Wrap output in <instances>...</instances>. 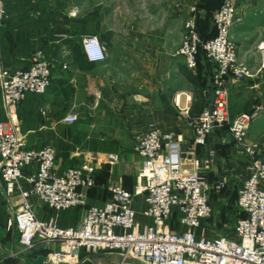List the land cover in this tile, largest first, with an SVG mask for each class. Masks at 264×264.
<instances>
[{"label": "built area", "instance_id": "built-area-1", "mask_svg": "<svg viewBox=\"0 0 264 264\" xmlns=\"http://www.w3.org/2000/svg\"><path fill=\"white\" fill-rule=\"evenodd\" d=\"M190 10L178 54L190 69H196L199 48L203 46L207 58L215 64L210 89L214 87L216 93L213 111L207 106L190 121L195 132L194 146L206 145L212 132L229 124L239 152L248 158L247 175L238 188L237 206L242 215L236 221L234 236L211 238L198 232L203 220L213 213L211 189L225 186L220 180L213 187L201 173L204 165H210L214 150L204 159L191 156L188 167L182 136L174 130H164L156 121L148 124L134 146L142 162L133 190L112 180L107 187L110 196L100 203H89L87 198V191L96 184L95 157L60 172L51 145L29 147L17 108L29 93L43 95L48 91L54 65L38 51L29 67L12 69L0 60L1 104L7 114L5 120H0V180L7 196L18 194L21 199L19 211L9 219V225L14 224L18 230L19 243L24 248L31 249L39 242H60V249L47 258V262L53 261L55 256L56 264L68 262L69 258L76 259L69 264H77L91 254L101 253L120 254L145 264H264V158L257 153L259 144L248 139L257 110L243 111L231 119L228 88L229 80L253 81L254 88L264 82L258 79L264 75V43L260 46L259 66L239 59L232 38V28L242 21L236 0H224L214 12L216 34L207 41L198 31L197 7ZM6 16L5 2L0 0V24ZM82 49L91 63L106 58V48L96 35L85 36ZM181 111L189 116L188 106ZM63 120L75 122L78 116L68 114ZM120 159L118 153H110L103 163L114 166ZM23 179L29 188H24ZM32 198L53 210L54 216L39 219ZM75 207L85 208L79 225L61 226L60 215Z\"/></svg>", "mask_w": 264, "mask_h": 264}, {"label": "crops", "instance_id": "crops-1", "mask_svg": "<svg viewBox=\"0 0 264 264\" xmlns=\"http://www.w3.org/2000/svg\"><path fill=\"white\" fill-rule=\"evenodd\" d=\"M4 1L7 16L0 24V48L7 66L28 65L38 51L54 63L48 91L43 95L29 93L17 109L27 145H51L56 151V168L60 172L95 157L98 169L95 187L87 191L89 203H100L102 199L94 194L97 190L107 194V184L112 180L133 190L142 162L134 146L151 121L182 136L188 167H191V156L204 159L214 150L209 168L202 167L201 173L211 181L221 173L216 183L229 175L239 177L244 174L239 187L243 184L248 158L239 152L235 141L232 143L234 158L231 152L221 150V145L220 150L210 146L213 132L206 145L195 147V132L190 122L193 119L181 111L186 106L195 110L197 103L193 85L180 71L184 60L178 54L185 19L190 15L191 7H197V0ZM236 4L242 17V21L232 28L238 57L257 67L261 54L253 61L248 56L251 45L246 46V43L254 39H257L258 47L264 43V0H236ZM197 12L203 24L209 20L204 10L197 7ZM88 35L98 36L104 44L106 58L103 61L91 63L85 58L82 40ZM192 72L200 81H208L214 76L215 66L201 61L199 68ZM252 82L229 80L232 97L240 99L247 93L257 94L252 90L255 89ZM178 110L186 121L176 116ZM241 112L243 110L239 109L235 116ZM68 114H77L78 120L64 121ZM6 118L0 93V120ZM262 131L263 127L258 129V134H249L248 139L259 142L257 153L264 158ZM110 153H118L121 157L114 166L103 163ZM209 169L215 170L216 174H205L204 171ZM22 184L24 188L30 187L24 179ZM0 192L7 196L1 180ZM33 199L36 207L46 213L43 218L37 216L39 219L54 216L53 210L36 198H32V202ZM18 244L21 248L19 239ZM20 248L15 252L19 253ZM10 251L5 255L0 252V256H10Z\"/></svg>", "mask_w": 264, "mask_h": 264}, {"label": "rangeland", "instance_id": "rangeland-1", "mask_svg": "<svg viewBox=\"0 0 264 264\" xmlns=\"http://www.w3.org/2000/svg\"><path fill=\"white\" fill-rule=\"evenodd\" d=\"M221 1L222 0H197L195 4L199 7L200 10H204L206 14H208L207 16L210 17V15H212L216 7L219 6ZM210 22L211 20L207 21L208 26L210 25ZM262 22H264V20ZM256 41L257 39H254L250 41L251 43H246V46L251 45L250 47L252 49L250 50V52H248V56L253 61H256L255 59L259 58L258 55L261 54L260 47L257 46L258 42ZM235 43L237 42L235 41ZM262 76L264 75H261L258 79L260 80L263 79L262 81H264V78H262ZM259 87L262 88V90L260 91L255 90L256 88ZM259 87L252 89L255 92H257V94L247 93L246 95L242 96L240 99L233 98L231 93L229 92L231 119L235 117L236 112L239 109H242L243 111L257 110L256 118L251 126L248 136L252 132L258 134V129L262 127L264 131V82H262ZM178 111L179 112L176 113V116H180L182 117L183 121H186L184 115L180 113V110ZM262 137H264V133L262 134ZM221 141H223L224 143L223 142L221 143ZM210 142H213L210 143V146H214V147L216 146L219 149V145H221L220 147L221 150L225 151V153L231 152V156L233 158L235 157L234 148L232 145L233 138L231 137L230 134L229 124H226L225 126L220 127L217 131L213 132L210 138ZM236 163L237 165L240 164L239 162ZM203 167L209 168L208 166L205 165ZM205 171H204L205 174H210V173L216 174L215 170L210 171L209 169V171L208 170ZM220 175L221 173L217 174L218 177ZM243 175L244 174H242V176L239 177H237V174L232 176L229 175V177L225 179H221L226 181L225 186L223 187L224 189L222 188L219 191L213 190L211 192V201L214 207V211L212 215L208 219H206L203 222V224L199 227L198 229L199 233L206 234L209 237L234 235L233 230L235 227L236 220L240 214L239 208L236 203V193L244 177ZM218 177L214 178L213 181L209 180V178L207 177L206 178L210 183V185H215L216 179H219ZM109 183L110 182H108V184ZM94 195H96V197L100 199L106 198V194L101 193L99 190H97ZM20 203H21V199L18 196V194L4 197L0 192V237H1L0 252L5 255L11 250L10 252L12 253L10 254V256H7L5 258L0 256V258L3 260V264H11L13 262L14 264H36V259L39 255H45L48 258V255H50L55 251H58L61 246L60 242H39V244L34 245L31 249H26L23 246H21V248L19 247L18 239H17L18 230L16 229L14 224H12L11 226L9 225V219H11L19 211ZM33 206L36 215L38 217H42L44 216V214H46L42 212L41 207L39 206L36 207L34 199H33ZM84 213H85L84 207L69 209L66 212H64V214L59 218L63 220V223L60 220L59 224L62 226H76L82 220ZM12 241L14 243L13 247H12ZM19 248L21 249V251L19 253H16L15 250H19ZM7 261H11V262H7ZM47 263L53 264V261L48 259ZM77 264H106V263L102 260L87 259Z\"/></svg>", "mask_w": 264, "mask_h": 264}, {"label": "trees", "instance_id": "trees-1", "mask_svg": "<svg viewBox=\"0 0 264 264\" xmlns=\"http://www.w3.org/2000/svg\"><path fill=\"white\" fill-rule=\"evenodd\" d=\"M223 1L224 0H222L221 1V3L219 4V6L218 7H216V9L214 10V12L222 5V3H223ZM5 2V1H4ZM5 6H6V3H5ZM198 7V6H197ZM199 8V7H198ZM6 11H7V7H6ZM214 12L212 13V15H210V17L209 16H207L208 17V19L209 20H211V22H210V25L208 26V24H207V22L206 23H202L201 21H200V19H199V13L197 12V27H198V31H199V33H200V35H201V37L203 38V40L204 41H207V40H209V39H211L212 37H214L215 36V34H216V29H215V25H214V23H213V14H214ZM208 15V14H207ZM3 21H5V19L3 20ZM208 21V20H207ZM207 24V25H206ZM212 26H213V29H212ZM1 35H0V40H1ZM0 47H1V41H0ZM0 60L2 61V63L5 65V66H7V64L5 63V61L3 60V57H2V54H1V48H0ZM201 61H206L207 62V64L208 65H210L211 63L212 64H214L213 62H211L208 58H207V56H206V54H205V51H204V48H203V46H200V48H199V52H198V64H197V67H196V69H198L199 68V65H200V63H201ZM52 64H54L52 61H50ZM31 63H32V61L30 62V64H28V65H25V66H17V67H10V66H7V67H10V68H12V69H16V68H18V67H29L30 65H31ZM214 66H215V64H214ZM63 67V66H62ZM52 71H53V68H52ZM180 71H181V73L187 78V80L193 85V87H194V92H195V94H196V97H197V103H196V108H195V110H193V107H191L190 108V110H189V116H190V118H192V119H194L195 117H197V116H199L201 113H202V111L204 110V108L206 107V106H208V91L210 90V88H211V84H212V82H213V77L214 76H212L208 81H207V79L206 80H203V81H200L199 80V78L197 77V75H194L193 74V72H192V69H189V67L185 64V63H182V64H180ZM52 75H53V72H52ZM208 82V83H207ZM20 105V104H19ZM18 109V108H17ZM218 129H216L215 131H217ZM248 163V162H247ZM246 163V164H247ZM27 171H29V170H26V173H27ZM96 173H97V171H96ZM95 176H96V174H95ZM218 183V182H217ZM216 183V184H217ZM213 187L215 186V185H212ZM95 187V186H94ZM108 187V186H107ZM90 189H93V187L92 188H90ZM89 189V190H90ZM224 189V188H223ZM219 191V190H217V189H215V188H212L211 189V191H210V197H211V192L212 191ZM237 195H238V190H237V193H236V203H237ZM110 196V192H109V190H108V188H107V194H106V198L105 199H107L108 197ZM105 199H102V201H104ZM101 201V202H102ZM75 208H77V207H75ZM239 208V207H238ZM239 211H240V209H239ZM66 212V211H65ZM64 214V212L60 215V217L62 216ZM242 214H241V212H240V214H239V216H241ZM238 216V217H239ZM175 219L176 218H174L173 219V223H172V227L173 228H175V227H177V223H176V221H175ZM238 219V218H237ZM237 221V220H236ZM62 226V225H61ZM77 226V225H76ZM64 227V226H63ZM66 227V226H65ZM233 233L235 234V231L233 230ZM232 236H234V235H232ZM89 259V258H88ZM87 260V259H86ZM85 261V260H84Z\"/></svg>", "mask_w": 264, "mask_h": 264}, {"label": "water", "instance_id": "water-1", "mask_svg": "<svg viewBox=\"0 0 264 264\" xmlns=\"http://www.w3.org/2000/svg\"><path fill=\"white\" fill-rule=\"evenodd\" d=\"M208 95H210V98L208 99L209 102V110L210 112L213 111L214 107V102L216 98V93L214 87L208 91ZM89 259L92 260H102L106 264H115V263H121V262H126V263H131V264H145L140 260H137L135 258L131 257H123L120 254H91L89 256ZM36 264H48L47 263V257L45 255H39L36 259ZM59 264H69L68 262H60Z\"/></svg>", "mask_w": 264, "mask_h": 264}, {"label": "bare ground", "instance_id": "bare-ground-1", "mask_svg": "<svg viewBox=\"0 0 264 264\" xmlns=\"http://www.w3.org/2000/svg\"><path fill=\"white\" fill-rule=\"evenodd\" d=\"M67 261H68V262H75V261H76V259L69 258ZM56 262H57V258L54 256L53 263H54V264H56Z\"/></svg>", "mask_w": 264, "mask_h": 264}]
</instances>
